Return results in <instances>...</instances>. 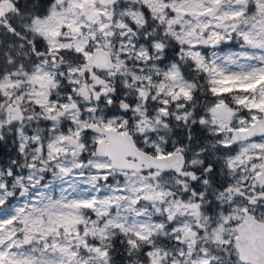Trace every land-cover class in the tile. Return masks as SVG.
I'll return each mask as SVG.
<instances>
[{
  "label": "snow or ice",
  "instance_id": "snow-or-ice-1",
  "mask_svg": "<svg viewBox=\"0 0 264 264\" xmlns=\"http://www.w3.org/2000/svg\"><path fill=\"white\" fill-rule=\"evenodd\" d=\"M0 264H264V0H0Z\"/></svg>",
  "mask_w": 264,
  "mask_h": 264
}]
</instances>
